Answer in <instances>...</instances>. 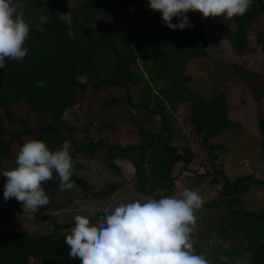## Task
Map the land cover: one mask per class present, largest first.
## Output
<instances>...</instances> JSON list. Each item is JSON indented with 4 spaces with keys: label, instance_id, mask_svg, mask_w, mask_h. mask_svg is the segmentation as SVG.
<instances>
[{
    "label": "trees",
    "instance_id": "trees-1",
    "mask_svg": "<svg viewBox=\"0 0 264 264\" xmlns=\"http://www.w3.org/2000/svg\"><path fill=\"white\" fill-rule=\"evenodd\" d=\"M260 1L262 3L253 0L243 16L231 19L233 28L230 26L226 40L238 54L256 50L249 43L248 35L264 13V1ZM17 6L29 25L43 21L46 31L41 34L30 30L26 43L28 52L23 61L7 60L6 66L0 69V173L16 166L18 151L29 140L45 141L52 150H58L68 140L71 155L76 151L103 155V164L114 171H118L114 159H127L136 177L134 186L158 199L161 194H171L173 178L189 170L187 165L193 159L190 149L179 150L172 145V112L182 104L187 106L190 131L208 149L214 147L209 144L210 138L237 127V123L228 118L225 93L210 96L196 93L187 85L189 77L183 74L187 58L205 55L201 40L207 18L202 13H187L194 27L173 30L164 26L162 14L150 15L141 0H80L71 9L65 0H19ZM111 17L124 31L119 29L120 24L110 20ZM177 22L174 17L173 23ZM221 33L218 32L223 38ZM257 41L264 50V33L257 36ZM145 56L150 62H144V69L154 88L142 81L143 76L133 69L138 57L144 60ZM160 80L168 81L169 87L156 86ZM138 85L142 86V93L135 101L131 90ZM102 88L107 94L112 90L125 92L122 99L115 93L109 94L100 106L119 105L120 116L131 123L128 124L129 135L137 136L136 141L128 137L125 144L117 138L108 140L117 122L96 119V137H93L80 114L67 118V110L73 106L80 109L82 115L89 116L95 103L91 95ZM86 92L90 96L87 97ZM261 95L264 91L256 97ZM166 109L171 112L167 113ZM73 123L80 126L75 127ZM103 127L108 132L105 136L101 132ZM257 127L264 154V117L257 120ZM78 133L82 135L81 143L73 142ZM213 168L216 170L210 187L217 195L206 208L226 211L213 228L217 242L208 250L211 264H264V211L245 209L241 196L249 184L262 181L249 175L231 180L220 168ZM171 170L176 174L173 177ZM72 178L74 184L81 185L82 191H90L85 179ZM123 183L124 180L108 182L106 187L91 194L108 196ZM42 186L52 197L60 189L55 176ZM44 218L52 222L53 229L42 235L0 229V264L81 263L79 259L69 258L70 249L64 243L71 225L57 224L48 215ZM64 228L68 229L59 232ZM244 240L248 244L243 243Z\"/></svg>",
    "mask_w": 264,
    "mask_h": 264
},
{
    "label": "rangeland",
    "instance_id": "rangeland-1",
    "mask_svg": "<svg viewBox=\"0 0 264 264\" xmlns=\"http://www.w3.org/2000/svg\"><path fill=\"white\" fill-rule=\"evenodd\" d=\"M18 1L15 0L16 4ZM79 1L65 0V3L71 9ZM141 4L151 13L150 15L157 12L150 9L148 0H141ZM63 16L68 19L67 14ZM110 20H113L117 25L120 24L113 17ZM230 26L232 27L231 19L221 17H208L206 19L205 33L201 40L205 55L187 58L183 74L189 77L187 85L196 93L205 96L225 93L229 107L228 118L237 123V127H230L220 132L219 135L210 138L209 144L214 145V147L208 149L201 145L199 139L190 131L185 111L187 106L182 104L177 111L172 112L174 118L171 127L172 145L177 146L179 150L190 149L193 159L187 165L186 169L189 170H185L173 178L172 192L167 196L179 197L183 190L187 188L203 197L205 202L202 210L196 213L198 219L193 239L195 241V252L204 255L209 264H211L212 257L208 250L217 242V238L213 236L215 233L213 228L217 226L220 217L226 211L220 208H206V205L210 203L209 201L217 195L216 191L210 187L213 185L210 180L216 170L213 167L220 168L231 180L249 175L262 181V183L249 184L248 190L241 196L242 205L245 209L264 211V154L257 138V120L264 117V95L259 96V98L256 97L257 94L264 91V50L257 41V36L264 33V13L260 15L255 26L249 30V43L256 50L242 54L234 51L226 40L230 34L229 29L233 28H230ZM119 29L124 31L121 24ZM218 32H223L221 33L223 38L220 37ZM122 33L124 36L125 32ZM144 62H150V58L145 56L142 60L138 57L133 69L143 76L142 81L151 84L150 76L144 69ZM169 85L168 81L163 80L156 84L161 88H167ZM151 87L154 88V85L151 84ZM141 90V85L132 88L131 93L135 101L139 100ZM107 93L108 91L102 88L96 94L91 95L95 98V103L91 106L89 116L82 115L80 109L73 106L67 110V112L69 111L67 118L72 119L75 113L80 114L82 121L90 127V131L92 130L93 137H96L94 131L98 124L96 119L104 122H117L115 128L108 134V138L110 136L108 140L117 138L125 144L128 137L132 138V141H136L137 136L129 135L131 130H129L128 124L131 123L126 117L120 116L119 105L100 106L102 99L109 94L115 93L114 95H117L118 99H122L125 92L112 90L111 93ZM85 95L90 96L88 92ZM80 106L82 107V105ZM166 112L170 113L171 110L166 109ZM72 125L75 127L80 126L78 123ZM153 125H156L155 121H153ZM122 126L123 129H120ZM101 132L102 136L108 133L104 127ZM76 136L73 142L81 143L80 136L82 135L78 133ZM72 157L77 166L72 177L85 179L90 191L85 193L82 191L81 185L76 184L73 188L65 191L57 189L53 197L48 194L51 207H42L40 212L36 214L24 213L22 204L15 198L4 200L6 179L4 176H0V229L24 230L32 234L42 235L51 232L53 229L52 222L45 219V215L50 216L52 221L57 224H67L73 227L74 223L71 222L74 221V216L84 214L83 208L85 205L97 209L96 217L92 218L95 221L103 213L105 207H115L119 203L134 200L143 202L154 197L150 192H141L134 186L136 177L133 173V167L127 159H114L113 163L118 168V171H114L103 164V155L100 156L99 154L97 156L96 154L94 156L92 153L76 151ZM211 160L213 161L211 162ZM171 174L172 177L176 175L172 170ZM71 179L73 180V178ZM121 180H124V183L108 196L94 197L91 194L99 188L106 187L108 182H119ZM148 186L149 184L146 183L145 187ZM67 229L64 228L59 232ZM211 235L212 237H210ZM236 240L241 241V238ZM243 243L248 244L246 240ZM235 259L237 260L239 257L237 256ZM30 264H35V262L31 261Z\"/></svg>",
    "mask_w": 264,
    "mask_h": 264
},
{
    "label": "clouds",
    "instance_id": "clouds-1",
    "mask_svg": "<svg viewBox=\"0 0 264 264\" xmlns=\"http://www.w3.org/2000/svg\"><path fill=\"white\" fill-rule=\"evenodd\" d=\"M253 0H148L151 10L160 12L164 26L176 30L194 27L188 12L204 18L232 19L243 16ZM177 23H173V18ZM43 21L29 25L18 11L15 0H0V69L7 60L23 61L30 30L43 34ZM71 142L65 140L58 150L45 141L25 142L16 156V166L0 173L7 178L4 200L15 198L24 213L36 214L51 203L44 183L58 179L60 190L74 187L71 179L75 161ZM203 197L184 189L179 197L161 195L159 199L134 200L105 207L95 221L97 209L85 205L84 214L74 216V226L64 243L70 259L81 264H209L195 252L193 233L196 213L203 208Z\"/></svg>",
    "mask_w": 264,
    "mask_h": 264
},
{
    "label": "water",
    "instance_id": "water-1",
    "mask_svg": "<svg viewBox=\"0 0 264 264\" xmlns=\"http://www.w3.org/2000/svg\"><path fill=\"white\" fill-rule=\"evenodd\" d=\"M260 3H262L260 0H259ZM263 8H264V4H263Z\"/></svg>",
    "mask_w": 264,
    "mask_h": 264
}]
</instances>
